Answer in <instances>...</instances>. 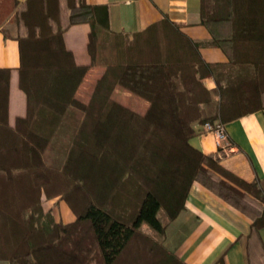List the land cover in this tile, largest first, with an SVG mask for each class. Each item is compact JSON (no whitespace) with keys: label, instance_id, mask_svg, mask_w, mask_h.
<instances>
[{"label":"trees","instance_id":"1","mask_svg":"<svg viewBox=\"0 0 264 264\" xmlns=\"http://www.w3.org/2000/svg\"><path fill=\"white\" fill-rule=\"evenodd\" d=\"M6 20L26 114L9 125L10 69L0 68V263L183 264L166 241L193 183L248 214L251 231L264 227V181L245 182L189 144L194 125L264 109V0H199L200 25L226 63L206 62L167 17L115 33L107 6L86 0H0V26ZM79 23L89 26V66L63 40ZM119 88L145 101L144 112L134 97L114 100ZM56 197L73 222L44 210Z\"/></svg>","mask_w":264,"mask_h":264},{"label":"crops","instance_id":"2","mask_svg":"<svg viewBox=\"0 0 264 264\" xmlns=\"http://www.w3.org/2000/svg\"><path fill=\"white\" fill-rule=\"evenodd\" d=\"M22 5L25 0H17ZM91 6H107L110 30L131 35L145 30L164 17L180 26L181 31L199 44L208 63H226L224 53L213 47L209 32L199 22V0H86ZM62 8L65 0H60ZM89 26L79 23L68 27L63 40L80 66L91 64L87 50ZM16 27L6 20L0 26V68L10 69L8 123L26 114V97L18 87V44ZM94 69H91L92 72ZM203 83L215 100L211 78ZM229 147L219 148L211 133L194 125L189 144L203 154L213 153L218 164L245 182L264 181V109L224 125ZM256 209L260 203L248 198ZM66 206V205H65ZM53 214L56 222L70 223L75 217L60 205ZM252 220L246 213L230 207L198 183H193L180 217L166 247L183 264H264V227L251 231Z\"/></svg>","mask_w":264,"mask_h":264},{"label":"rangeland","instance_id":"3","mask_svg":"<svg viewBox=\"0 0 264 264\" xmlns=\"http://www.w3.org/2000/svg\"><path fill=\"white\" fill-rule=\"evenodd\" d=\"M92 75H90L85 80V82L83 83V87L79 91L81 94H79L78 99L83 101V102L85 101L86 96L88 95V97H89V95L92 92L93 85H94V78H95ZM127 95H129V96H127ZM131 97H134V99L139 100L138 102H140L139 104L133 106V108L137 109V110H135V109L134 110L138 113H140V112L143 113L144 109L146 107V102L142 101L140 98L134 96L133 94L127 92L126 90L119 88L118 92L113 96L114 100H116L122 104L124 103L126 105H129L131 100H134L133 98L130 99ZM42 205H43L44 210L51 212L52 215L60 213L59 212L60 211V209H59L60 205H63L64 207H67L69 209L67 204L62 199L57 198V197L51 198V199L44 198L42 201ZM70 212H71V210H70ZM0 264H6V263H0Z\"/></svg>","mask_w":264,"mask_h":264},{"label":"built area","instance_id":"4","mask_svg":"<svg viewBox=\"0 0 264 264\" xmlns=\"http://www.w3.org/2000/svg\"><path fill=\"white\" fill-rule=\"evenodd\" d=\"M202 131L205 133H211L214 136L215 142L219 148L225 149L229 147L224 124L218 121L205 123L202 125Z\"/></svg>","mask_w":264,"mask_h":264}]
</instances>
